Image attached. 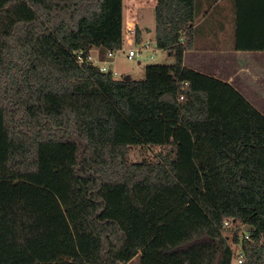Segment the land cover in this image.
I'll return each mask as SVG.
<instances>
[{"label":"trees","instance_id":"obj_1","mask_svg":"<svg viewBox=\"0 0 264 264\" xmlns=\"http://www.w3.org/2000/svg\"><path fill=\"white\" fill-rule=\"evenodd\" d=\"M197 1L158 0L174 62L133 80L76 58L123 49L124 0H0V264H232L243 227L264 264V111L184 65ZM233 2L235 50L264 51V0Z\"/></svg>","mask_w":264,"mask_h":264},{"label":"crops","instance_id":"obj_2","mask_svg":"<svg viewBox=\"0 0 264 264\" xmlns=\"http://www.w3.org/2000/svg\"><path fill=\"white\" fill-rule=\"evenodd\" d=\"M198 1L201 2V7L198 9L197 16H195L192 22V29H189L187 32V41L190 43L191 40L192 46L191 48L189 46V49L184 52V65L230 82L260 111H264V107L259 106L264 105V51H240L235 50L234 46L224 47L221 44L210 47L196 45L194 42L196 39L192 33L193 28L205 26L207 18L213 11L208 6L207 0ZM157 2L158 0H128L127 6L130 10V17H134L137 32L139 31L141 39H143V31L139 24V8L154 11ZM216 3L217 5L213 9L219 8L220 13L216 15L215 21L211 22L212 27L210 32L204 34L202 39L233 41L235 40L234 2L233 0H217ZM205 11L207 14H205ZM216 21H218L217 25L219 26L214 25ZM145 32V34H148L151 32V29L146 27ZM106 51L103 48H93L92 54L95 57L100 56L104 59L105 57H102V54H106ZM169 56L174 60L172 53L169 52ZM261 58L263 59L260 60ZM113 59L114 62L111 64V67L116 64L114 57Z\"/></svg>","mask_w":264,"mask_h":264},{"label":"rangeland","instance_id":"obj_3","mask_svg":"<svg viewBox=\"0 0 264 264\" xmlns=\"http://www.w3.org/2000/svg\"><path fill=\"white\" fill-rule=\"evenodd\" d=\"M206 1V0H205ZM208 1V6L212 8V12L210 16L207 18L205 26L193 28L192 33L194 34V38L196 39L195 44L204 47L210 46H221L224 47H231L235 46V40H208L202 39L204 34H208L211 30L212 23L215 21L216 15H219L220 11L219 8L213 9L217 3L216 1ZM198 2V9L201 7V2ZM128 0H124V28L127 22L130 19V10L128 8ZM235 11V8H234ZM206 12V11H205ZM207 14V12L205 13ZM235 16V13H233ZM139 24L141 27L142 38L138 42L137 39L133 37H127L124 34V45L123 49L118 50L114 54V58L116 60V64L112 67L114 71L118 72L116 76L117 79H122L124 75H130L133 80H142L145 77V66L147 64H172L174 62L173 58L169 56V52L167 50L159 49L156 45V32H155V10L150 11V9H143L139 8ZM218 21L214 24L217 25ZM213 25V26H214ZM146 27L151 29V32L145 34ZM149 43L150 47L144 48V46ZM131 49H139L141 52V56L136 57L134 59H129L127 57L128 51ZM102 57H105V54H102ZM261 58L260 60H262ZM264 60V59H263ZM264 107V105H259ZM166 149L164 147L159 146H132L129 148V159L131 161H159L161 153L164 154ZM247 229V227H245ZM225 233H228L230 237H232V230L231 228L227 229ZM231 241V239H230ZM235 243L232 244L234 248ZM245 254V253H244ZM129 264H140V257H135ZM232 264H237L235 260H233Z\"/></svg>","mask_w":264,"mask_h":264},{"label":"built area","instance_id":"obj_4","mask_svg":"<svg viewBox=\"0 0 264 264\" xmlns=\"http://www.w3.org/2000/svg\"><path fill=\"white\" fill-rule=\"evenodd\" d=\"M133 16L130 17L129 21L127 22L125 28L123 29V37H124V34L127 36V37H133L136 39V36H137V28H136V24H135V19L134 17L132 18ZM181 42H185L186 41V38L185 37H180L179 39ZM150 45L149 43H147L144 48H149ZM107 53L105 54V58L102 59L100 56H97L95 57L93 54H92V50L89 51V53L85 54V52L83 50H79V51H76V58H77V61L79 63H83V62H87V63H90L96 67L99 68V70L101 72H104V73H111L112 76L114 78H116V76L118 75V72L117 71H114L111 67V64L114 62V54L116 51H106ZM141 56V52L139 49H131L128 51V55L127 57L129 59H134L136 57H139ZM184 98V95H181L180 96V99H183ZM235 221L233 220H226L224 222V227L225 229H229V228H232L234 226ZM251 240V235H250V232L248 229H246L245 227L242 228V231L240 233V242L238 244H235L234 245V259L237 264H244L245 262V254H244V251H243V243L244 242H247V241H250Z\"/></svg>","mask_w":264,"mask_h":264},{"label":"water","instance_id":"obj_5","mask_svg":"<svg viewBox=\"0 0 264 264\" xmlns=\"http://www.w3.org/2000/svg\"><path fill=\"white\" fill-rule=\"evenodd\" d=\"M129 78H130V75H126V76H125V79H129Z\"/></svg>","mask_w":264,"mask_h":264}]
</instances>
